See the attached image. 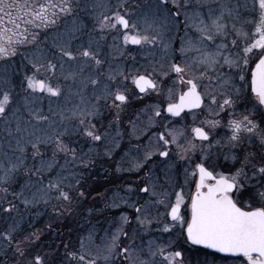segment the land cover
Masks as SVG:
<instances>
[{
  "label": "snow or ice",
  "instance_id": "1",
  "mask_svg": "<svg viewBox=\"0 0 264 264\" xmlns=\"http://www.w3.org/2000/svg\"><path fill=\"white\" fill-rule=\"evenodd\" d=\"M145 2L147 11L142 0H0V60L16 56L21 45H31V55L19 53L27 62V88L34 97L46 93L49 98L45 109L26 96L24 116L20 108L13 107L15 85L7 72L0 74V118L7 137L0 142V197L11 194L25 206H50L57 216L73 211L78 207L74 202L85 198V177L77 165H91L94 161L82 150L80 141L106 139L111 124L119 120L133 95L125 87L129 76L121 65L113 66L103 50L101 42L109 34H118L124 44L130 41L162 48L166 63L155 61L150 69H136L131 79L141 93L167 92L168 99L174 101L167 104V113L179 116L184 109L203 105L205 98L209 111L216 109L214 115L223 112L225 106L234 107L240 92L225 68L242 71L250 60L255 61L252 91L258 104L264 106V0H216L206 10H202L204 0ZM181 15L185 28L195 32H185L176 47L168 34ZM7 23L12 24L11 29ZM49 28L54 32L51 47L45 43L49 36L45 34L42 42L36 31ZM239 79L244 76L239 75ZM255 109L253 104L252 111ZM154 116L161 117L159 106ZM206 123L209 131L193 129L201 141H207L206 145L193 140L181 144L183 128H168L162 123L168 135L159 132L157 142L145 146L141 161L135 165L138 169L153 157L167 158L169 163L160 176L152 166L146 171L148 183L140 192L150 199L143 205L133 204L138 213L136 228H117L91 249L84 242L75 249L62 241L52 248L42 244L39 230L22 233V217L18 214L0 231L5 248L12 250L16 258L14 264H183V252L169 250L178 247L171 239L166 243L157 239L137 242L141 230L148 232L153 221L158 222L160 213L153 216L151 208L166 202L170 209L167 215L172 220L164 226L166 231H179L186 241L235 254L237 258L242 254L246 260L241 264H264V108L259 121L243 114L229 118L227 128L231 132L226 137L209 139L221 121ZM254 138L260 143L258 152L238 147L252 143ZM173 145L178 158H186V163H191L193 155L202 157L201 162L192 165V172L185 169L186 177L198 175L195 192L187 198L182 187L172 192L165 187L175 180L176 152L170 154ZM221 156L223 161L232 162L229 171L220 170ZM13 185L18 192L10 191ZM186 199L190 203L185 204ZM2 203L0 200V207ZM13 209L14 205L7 202L3 211L8 214ZM121 220L128 224L126 215Z\"/></svg>",
  "mask_w": 264,
  "mask_h": 264
},
{
  "label": "flooded vegetation",
  "instance_id": "2",
  "mask_svg": "<svg viewBox=\"0 0 264 264\" xmlns=\"http://www.w3.org/2000/svg\"><path fill=\"white\" fill-rule=\"evenodd\" d=\"M180 22L183 26L181 27L178 23L179 26L175 28L171 34L176 47H179V38L184 36L185 32H189V34L195 32V30L185 28L184 19H181ZM125 45V57L123 58L125 62L117 63L123 67L125 74L129 76L126 87L133 95L129 97V101L124 107V110L120 113L119 120L114 121L108 129V134L114 133L112 125L116 126L118 123L121 124L118 129L119 133L117 138L114 140L107 138L106 150L105 152L103 151V154L98 155L94 154L93 151H89V149H93L94 147V143L91 141L87 143L80 141L82 150L88 153V156L91 157L94 163L91 165H77L78 170L82 172L85 177L84 184L86 196L82 200L74 202L78 204V207H74L73 218L68 220L72 228L76 225L86 227V229L87 227H93L94 224L102 225L105 230V236L112 235L116 229L120 227H123L125 231L129 230V226L131 228L137 227L135 216L138 213L133 204L143 205L146 200L150 199L149 196L143 195L140 192L144 184L148 183L145 173L149 166H152L155 173L160 176L162 175V170L169 161L167 158L153 157L149 164L144 165L142 168L138 169L135 165L141 161V157L145 152V146L150 143L154 145L157 142L156 134L165 132V127L162 126V123L168 128H183L184 135L179 140V143L186 144L187 140H193L197 144L204 143L206 145L207 141H201L200 138L196 136L193 129L202 127L205 131H209L210 126L206 123L208 120L221 121L220 124L212 129L213 135L209 138L213 139V137H215L218 139L230 134L231 129L227 128V120L233 115L236 118H240L241 114L249 115L250 119H255L257 121H259L261 115V110L259 111L257 108L255 112L252 111L253 101L256 98L251 86L252 69L255 66V62H249V65L244 67L242 71L238 69H228L233 76L235 88L240 92V99L234 107L225 106L223 112H220L219 115H214L216 109L213 108V111H209V107L207 108L205 106L208 105V100L205 98V103L203 105L198 108L184 109L179 116H176L166 112L167 104L174 102L168 99L167 92L149 90L148 92L141 93L139 88L133 84L131 77L135 74V70L140 69L143 71L145 68L150 69L154 62H128V56L133 49L134 56L138 59L142 57V51L145 50V46L134 45L130 41ZM159 47V45L148 46L151 50L155 49L156 51V55L152 61L166 63L162 62L163 59L158 55ZM127 48L130 50L128 54ZM239 75H243L244 79L240 80ZM204 83L207 84L208 82L205 81ZM171 86V82H169L168 87ZM182 90L186 91V88ZM200 91H204L203 86H201ZM157 106H159L161 110V117L163 120H161V117L154 116ZM260 107L264 108L263 106ZM146 115L150 118V128H147V131L141 135L138 125L142 121H146L144 119ZM108 119H111V117H108ZM142 126L144 125H141V128H143ZM165 135L167 136L168 133L165 132ZM252 143L249 144L245 142L243 145H238V147H243L245 152L254 151ZM258 148L260 149V146ZM173 152H176V155H173V160L175 161L173 169L175 180L165 187L169 192L173 190L178 191L179 188L182 187L185 197L187 198L191 193L195 192V181L198 180V175H188L186 177L185 169H187L189 173L192 172V165L201 162L202 157L199 154L193 155L191 156V163H186V158H178V150L175 149V145L170 149V154ZM213 152H216L215 148ZM225 155H227L226 152ZM58 158H60L59 161L62 163L63 158L60 156H58ZM87 158L88 157H85V159ZM220 159L223 161L222 156ZM231 167V161H223L220 170L226 172L229 171ZM185 179H187V183H185ZM151 199L157 198L151 197ZM172 201L174 202V197H172ZM188 203L190 202L186 199L185 204ZM166 205L167 202L165 205H160L159 207L153 206L151 208L153 216H155L157 212L160 213L158 222L154 220L148 232L142 230L139 232L138 243L139 240H143L147 243L151 239H157L166 243L171 239L174 245H178V247L169 250L183 252V264H241L243 260H246V257H243V255H239V258H237V256L223 255L211 251L204 246L196 245L191 241H186L184 234L179 231L163 230L166 224L172 223L171 216L167 215L170 209L167 208ZM181 211H184L183 207ZM124 215L128 218V224L126 225L123 224L121 220V217ZM26 220L31 221L30 218H26ZM44 222L45 218L40 216V219L37 220L35 225L45 224ZM65 223H67V221H65ZM46 224V226H51L49 223ZM23 230L25 229L23 228ZM27 232H30L29 228H27ZM73 238L77 237L70 235V239L73 240ZM53 239H55V236ZM123 240L124 238L121 237L122 242ZM87 243V246L91 248L93 240ZM55 244L56 241L53 245L55 246ZM78 248L79 247L75 244V249ZM208 255L215 257V259L210 258ZM14 259L16 258L6 256L5 260L4 258L0 259V264H14Z\"/></svg>",
  "mask_w": 264,
  "mask_h": 264
},
{
  "label": "rangeland",
  "instance_id": "3",
  "mask_svg": "<svg viewBox=\"0 0 264 264\" xmlns=\"http://www.w3.org/2000/svg\"><path fill=\"white\" fill-rule=\"evenodd\" d=\"M32 2H33V0H29V3H32ZM38 2L44 3L45 0H38ZM142 2H143L144 10L147 11L148 10L147 9V3L145 2V0H142ZM192 2L196 3L197 0H192ZM215 2H216V0H204L202 10H206V8L208 6H214ZM242 2H243V0H242ZM175 10L176 9L173 8V11H175ZM249 18L251 19L252 17H249ZM255 18L258 20V15H256ZM181 19H184L183 15H181L180 17H178L176 19L175 25L173 26V31L175 30V28H177L179 26V24L181 25V27L183 26L180 22ZM10 25L12 26L11 23H10ZM7 26H8V23H7ZM55 27H60V26H55ZM248 27L250 28V30L254 31V28H252L251 26H248ZM11 28L12 27H10L9 29H11ZM191 30H194V29H191ZM30 31H32V29H30ZM36 31L40 32V39L42 42H44V35L45 34H47L49 36V40L45 43H47L48 47H51V38L54 35L52 28L36 29ZM172 32L169 33L168 35L171 36ZM117 37H118V34L112 33V34L107 35L105 37V39L101 42L103 45L104 52L106 54H108L109 59H111L113 61V66L119 65L117 62H125V61H123V58L125 57L124 50H125L126 45L123 43L122 38H117ZM12 39H13V41H15V39H16L15 36H12ZM166 39H167V36H166ZM113 45H115V48H113ZM144 49L145 50L142 51V57H140L138 59L135 58L134 49H133V51L128 56V59H129L128 62H155V61H152V59L156 55L155 49L151 50L148 47H144ZM31 50H32L31 45H21L18 48V53L16 56L7 57V58H4L3 60H0V74L7 72L8 77L10 79V75L12 72L13 65H16V62H25L26 61L25 57L20 55L19 53L28 52V54L31 55ZM129 52H130V50L127 48V54ZM158 55H160L161 56L160 58L163 59L162 58L163 57V50L161 47L158 48ZM21 58H22V61H21ZM162 62H166V61L163 59ZM250 62H255V61L250 60ZM25 65H26V63H25ZM106 67H107V65L105 66V68ZM225 71L229 72L228 69H226V68H225ZM28 74H31V73L28 72ZM22 80L24 82L23 88H18V91H15V89H12L13 100H14L13 107L20 108L23 115L26 116L27 111H26L25 97L27 96L28 100H34V102L37 106L42 105L45 109H47V107L49 105L48 94L42 93V94H39L38 96L34 97L31 94V90L27 88V82L25 79V74L23 76V79H21V81ZM127 84L128 83L126 82L125 87ZM0 88H3L2 83H0ZM5 90H7V89H5ZM60 102L61 103L63 102L62 98H61ZM253 102H254V104H256V108L260 111L262 108L260 107V105L256 101V98L254 99ZM53 103L54 104L56 103L55 98H53ZM18 115H19V113H18ZM144 119L146 121H142L138 125L140 132H141V135L145 131H147L146 130L147 128H150L149 127L150 126L149 116L146 115ZM141 125H144V126H142L143 128H141ZM13 126H14V122H13ZM120 126H121L120 123H118L116 126L112 125V129L114 130V133L109 132L110 134L107 135V138H111L112 140L117 138L118 133H119L118 129L120 128ZM4 127H5V125L3 123V118H0V142L7 139V137L5 136V133H4ZM262 127H263V125H262ZM107 138L102 139V141H99V142L97 141L94 143V147H93V153L94 154L101 155V154H103V151L105 152ZM252 146H253L254 151H257V152L259 151L258 147L260 146V143H259L258 138H254ZM5 147H6V145H5ZM49 155H50V153H49ZM57 159L60 160V158H58V157H57ZM29 162H31V161H29ZM19 183L23 184L24 179L20 178ZM13 188H15V185H13V187L10 189L11 192H18L19 191L18 187H16L17 190H15V191H13ZM7 196L8 197L5 200V202L2 203V207H0V231L5 230L7 227V224L12 223L13 220H15L19 214V217H22V219L19 220V224H20V228H21L22 233H28L27 228H29L30 232H35V231L39 230L42 244L47 245V246H51L52 248H55L57 245H59L61 243V241L64 244H70L73 248H75V244L79 247L81 242H84L86 247H88L87 242L91 241V240H93L92 247H91V248H93L96 244L100 243L101 239H103L105 237V230L102 227V225L94 224L93 227H91V228L87 227V229H86V227H81V226L76 225V226H73V228H72L71 223L68 222V220L73 218L74 209H73V211H70V212H64V214L61 216H57L56 213L53 212V210L50 206L45 207L43 204L38 205V206H25L22 201H20L18 199H14L11 194H9ZM7 202H11L14 205V209L8 214H6L3 211V209H7ZM40 216L45 218V222H44L45 224L35 225L37 220L40 219ZM26 218H30L31 221H27ZM65 221H67V223H65ZM46 223H49V225L51 224V226L50 227L46 226L47 225ZM23 228L25 230H23ZM163 230H165V227H163ZM91 231H92V234H91ZM169 233H171V232H169ZM70 235H74L77 238H73V240H72V239H70ZM88 235L92 236L91 240L88 239ZM54 236H55V239H53ZM78 237H80V238H78ZM55 241H56V244L54 246L53 243ZM91 248H89V249H91ZM60 252L63 253V248L60 249ZM5 253H6V255H5ZM6 256H8V257L12 256L13 257L12 250L6 249L4 244H3L2 239H0V259L4 258V260H5ZM208 256L212 259H215V257H213L211 255H208ZM14 262H15V259H14Z\"/></svg>",
  "mask_w": 264,
  "mask_h": 264
},
{
  "label": "trees",
  "instance_id": "4",
  "mask_svg": "<svg viewBox=\"0 0 264 264\" xmlns=\"http://www.w3.org/2000/svg\"><path fill=\"white\" fill-rule=\"evenodd\" d=\"M10 27H12V26L10 25V23H8L7 28L9 29ZM22 58H21V61H22ZM25 63H27V62L26 61L25 62H16V65H13V67H12V72H11V75H10V81H11V83L13 85H15V88H14L15 91H18V88H23L24 87L23 86L24 82H23V80L21 81V79H23V76H24L25 72L27 71V68L25 66ZM28 67L30 68V65H28ZM15 190H17L16 186H15V188H13V191H15ZM7 197L8 196L1 197L0 200H2L3 202H5V200L7 199Z\"/></svg>",
  "mask_w": 264,
  "mask_h": 264
},
{
  "label": "water",
  "instance_id": "5",
  "mask_svg": "<svg viewBox=\"0 0 264 264\" xmlns=\"http://www.w3.org/2000/svg\"><path fill=\"white\" fill-rule=\"evenodd\" d=\"M254 69H255V66L253 67L252 69V75L254 73ZM252 86V85H251ZM253 93L255 94V92L253 91ZM173 114V113H172ZM174 115V114H173ZM201 246H204V245H201ZM206 247L207 249L211 250V251H214V252H217V253H220V254H223V255H231V256H236L235 254H231V253H222V252H219V250L217 249H211V248H208L207 246H204ZM239 255H242V254H239Z\"/></svg>",
  "mask_w": 264,
  "mask_h": 264
}]
</instances>
